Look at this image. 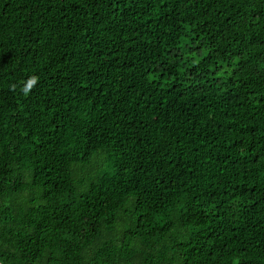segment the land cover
I'll return each instance as SVG.
<instances>
[{
  "label": "trees",
  "instance_id": "obj_1",
  "mask_svg": "<svg viewBox=\"0 0 264 264\" xmlns=\"http://www.w3.org/2000/svg\"><path fill=\"white\" fill-rule=\"evenodd\" d=\"M0 263L264 264V0H0Z\"/></svg>",
  "mask_w": 264,
  "mask_h": 264
},
{
  "label": "water",
  "instance_id": "obj_2",
  "mask_svg": "<svg viewBox=\"0 0 264 264\" xmlns=\"http://www.w3.org/2000/svg\"><path fill=\"white\" fill-rule=\"evenodd\" d=\"M0 264H2V263H0Z\"/></svg>",
  "mask_w": 264,
  "mask_h": 264
}]
</instances>
